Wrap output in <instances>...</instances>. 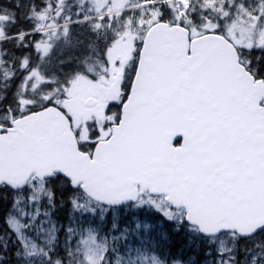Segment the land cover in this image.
<instances>
[{"label":"snow or ice","instance_id":"snow-or-ice-1","mask_svg":"<svg viewBox=\"0 0 264 264\" xmlns=\"http://www.w3.org/2000/svg\"><path fill=\"white\" fill-rule=\"evenodd\" d=\"M0 264H264V0H0Z\"/></svg>","mask_w":264,"mask_h":264}]
</instances>
